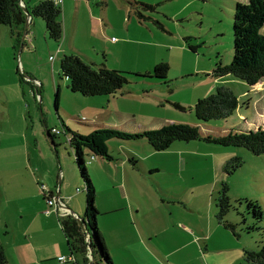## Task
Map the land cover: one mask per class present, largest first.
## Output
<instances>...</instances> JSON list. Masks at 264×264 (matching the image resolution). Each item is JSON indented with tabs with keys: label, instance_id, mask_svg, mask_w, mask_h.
Returning a JSON list of instances; mask_svg holds the SVG:
<instances>
[{
	"label": "rangeland",
	"instance_id": "374dc122",
	"mask_svg": "<svg viewBox=\"0 0 264 264\" xmlns=\"http://www.w3.org/2000/svg\"><path fill=\"white\" fill-rule=\"evenodd\" d=\"M117 1L121 7L128 5L127 0ZM131 1L158 7L153 12L141 11L142 27L128 25L124 33L127 41L138 38L144 44H158V47L145 45L143 48L151 52L157 65L169 64L170 71L168 85L148 78L136 83L130 74L145 75L151 70L136 72L131 70V62L110 56V69L129 74L131 83L127 90L145 87L153 93L150 95L160 98H166L174 90L176 101L185 107V112L177 111L184 119L182 123L178 120L172 123L199 127L203 137L224 136L231 130L245 133L246 119L251 122L258 112L264 116V86L256 89L231 75L206 77L212 74L217 63L224 66L232 63L235 6L247 4L249 0ZM37 23L41 28L38 27L36 40L32 34L20 43L11 36L9 27L0 25V247L4 249L5 264H35L36 256L46 245L67 246L58 222L61 216L44 200L51 189L57 192L63 187L74 198L73 204H81L86 209L85 185L74 164L68 143L70 135L59 118L71 131L83 135L104 129L142 133L159 129L156 127L160 125L145 121L143 125L151 129L126 131L122 128L126 126H120L111 117L104 103L100 112L104 116L94 121L100 125L90 126L93 111L89 103L98 101L85 99L68 89L69 81L62 74L60 58L51 52L56 42L50 39L44 21L38 19ZM186 44L197 46V52H192ZM139 48L140 45L131 42L126 44L129 55ZM96 61L99 63L100 58ZM183 71H192V77L183 78ZM261 83L264 84V79ZM218 87L229 89L238 98L239 109L226 120L207 125L197 123L195 104L214 94ZM58 90L60 101L56 108ZM161 109L151 107L152 112L159 111L160 115ZM53 128L61 132L56 136L57 148L48 136ZM142 142L115 140L110 145L115 156H119L120 148L136 151L141 159L139 166L160 169L152 176L143 177L138 188H134L135 200H218L225 184L233 205L226 222L235 226L242 242L252 246L250 249L257 251L264 246V155L255 156L245 148H224L203 141L177 142L169 150L157 152L147 141ZM227 154L226 163L216 166L214 155ZM90 158L85 157L88 170ZM233 158H240L243 165L233 175H227L226 165ZM245 200L259 203L263 211L261 220L249 214ZM65 256L68 257V252ZM73 257L79 264H85L82 254ZM95 259L98 264H104L98 254Z\"/></svg>",
	"mask_w": 264,
	"mask_h": 264
},
{
	"label": "crops",
	"instance_id": "0c3cea01",
	"mask_svg": "<svg viewBox=\"0 0 264 264\" xmlns=\"http://www.w3.org/2000/svg\"><path fill=\"white\" fill-rule=\"evenodd\" d=\"M43 1L46 0H27L29 8ZM131 2L134 1L127 0L130 7L127 4L121 7L122 4L117 0H65L62 6L64 37L60 43L56 42L51 52L56 53L60 60L64 55H76L95 65L103 63L105 59L108 68L111 67L110 56L120 57L126 63L131 62V70L152 71L157 64L151 58V52H146L143 47L159 45L144 44L138 38L128 42L124 34L129 24L137 27L143 25L138 12L131 7ZM38 19L31 18L26 37L33 34L36 40L38 27L41 28L37 23ZM130 42L141 48L129 55L126 44ZM97 58H100L99 63H96ZM183 72V78L192 77V71ZM261 82L262 80L258 84ZM257 85L253 87L257 89ZM150 94L153 93L145 87H132L131 90L124 89L112 97H82L98 101L89 103L93 111L90 126L100 125V122L94 121L104 116L100 112L105 104L111 117L114 116L120 126H126L122 127L126 131L151 129L143 125L145 121L160 124L156 127L159 129L175 124L172 123L174 120L183 122V117L177 111L185 112V107L176 101L174 90L166 98ZM251 104L252 101L248 102V109ZM151 107L162 108L163 113L160 115L159 111L152 112ZM260 114L258 112L251 122L247 119L244 121L247 131L257 130L264 124ZM59 120L63 127L66 126L61 118ZM91 131L92 129L89 132ZM115 140L117 139L108 143L112 161L91 156L88 152L86 154L91 157L88 172L96 190L98 228L113 264H241L244 251L254 250L250 249L252 246L249 243L242 242L240 236L230 234L219 222L217 200H135L134 188H138L143 177L152 176L160 169L156 166H139L141 159L136 151L120 148L119 156H115L110 150V145ZM142 141L145 140L132 142L143 143ZM53 144L57 148L56 138ZM214 157L215 165L222 167L229 159V154ZM53 196L71 213L84 217L85 207L82 209L81 204H73L74 198L68 196V191H63V187L58 188L57 192L51 189L44 198L45 202ZM52 209L58 213L56 207ZM60 218L58 216V222ZM66 247L62 243L46 245L36 256L35 264H79L75 257L73 261H59L60 257H66V252V258L72 257Z\"/></svg>",
	"mask_w": 264,
	"mask_h": 264
},
{
	"label": "trees",
	"instance_id": "16d2710c",
	"mask_svg": "<svg viewBox=\"0 0 264 264\" xmlns=\"http://www.w3.org/2000/svg\"><path fill=\"white\" fill-rule=\"evenodd\" d=\"M26 9L33 18L42 19L46 25V31L51 40L60 43L64 37L62 20V8L56 6L52 0L40 2L33 8H29L27 0H23ZM131 7L138 12L142 19L141 11H154L155 7L141 2H131ZM28 16L21 7L20 0H0V25L10 28L11 36L21 42ZM234 57L232 63L224 66L217 63L212 74L207 77L224 78L234 76L235 78L253 87L264 79V0H249L247 4L237 3L235 6L234 24ZM194 53L198 47L186 44ZM60 68L63 76L69 81L68 89L85 98L112 97L123 91L131 83L129 74L109 69L105 59L100 65L87 63L79 56L64 55L60 60ZM170 66L161 63L145 75L130 74L136 83L141 79H157L168 85V74ZM161 85V84H160ZM263 83L257 85L262 89ZM60 93L56 94V108L59 106ZM248 104V103H247ZM180 107L179 105H177ZM239 109L238 98L227 88L218 87L214 94L198 100L194 106V114L197 123L207 125L217 120H226ZM264 119V116H261ZM69 136V145L74 155V164L85 185L86 209L82 222L84 228L80 227L73 216H65L59 219L62 232L64 233L67 248L71 255L82 254L85 264H98L95 254L99 255L104 264H113L107 250L105 241L98 228L99 211L95 205L96 190L88 172L86 154L94 157L104 158L112 161L113 157L108 150L111 140L140 141L145 140L153 150L163 152L169 150L177 142L190 143L203 141L208 144L224 148H245L255 156L264 155V124L257 130L247 132H236L231 130L224 136H201L199 127L187 124H170L160 129L144 131L142 133H128L117 129H104L83 135L71 131L64 126ZM48 136L54 143L56 136L48 131ZM135 162L134 159L131 160ZM243 165L240 158H233L226 165L227 175H233ZM81 192V191H80ZM229 188L224 184L217 200V219L235 236V226L226 222V217L233 208L228 197ZM242 201V200H240ZM249 214L257 220L263 218V211L258 202L245 200ZM84 229V230H83ZM88 238V241L86 240ZM89 247L93 249L94 261L90 263ZM72 256V258H73ZM244 264H264V246L260 250H245ZM4 249L0 247V264H5Z\"/></svg>",
	"mask_w": 264,
	"mask_h": 264
},
{
	"label": "built area",
	"instance_id": "2783aa9c",
	"mask_svg": "<svg viewBox=\"0 0 264 264\" xmlns=\"http://www.w3.org/2000/svg\"><path fill=\"white\" fill-rule=\"evenodd\" d=\"M53 2H54V4L56 5V6H58V7H60V8H62V6H63V3H64V1L65 0H52ZM37 83V82H36ZM52 134L53 135H55V136H57V135H60L61 134V132L59 131V130H57V129H53L52 130ZM78 191H80V190H78ZM50 196V195H49ZM48 201V206L50 207V208H54V207H56V210H58L57 212L59 213V215L61 216V217H65V216H71V212L67 209V207L64 205V204H62L61 203V201H59V199L58 198H55L54 196L53 197H49L48 199H47ZM87 241H88V239H86ZM74 259L72 258V257H70V258H66V257H60L59 258V261L60 262H67V261H73Z\"/></svg>",
	"mask_w": 264,
	"mask_h": 264
},
{
	"label": "water",
	"instance_id": "95a60500",
	"mask_svg": "<svg viewBox=\"0 0 264 264\" xmlns=\"http://www.w3.org/2000/svg\"><path fill=\"white\" fill-rule=\"evenodd\" d=\"M20 4H21V7L24 9V12L25 14L28 16V21H27V24L25 26V29H24V33H23V37L22 38H25L26 34H27V29H28V26H29V23H30V20L32 18V15L31 13L29 12L28 9H26L25 7V4L23 2V0H20ZM71 216H73L77 221H78V224L80 225V227L84 228V224L82 222V219L78 216H76L75 214L71 213ZM84 230V229H83ZM88 239V238H86ZM89 259H90V263H92L94 261V256H93V249L91 247H89Z\"/></svg>",
	"mask_w": 264,
	"mask_h": 264
}]
</instances>
